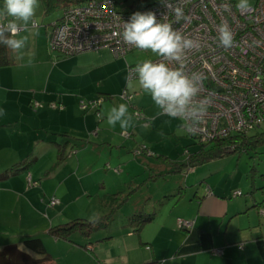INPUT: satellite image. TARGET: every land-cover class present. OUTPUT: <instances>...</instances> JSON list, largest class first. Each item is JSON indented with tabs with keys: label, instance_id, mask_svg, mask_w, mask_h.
<instances>
[{
	"label": "crops",
	"instance_id": "crops-1",
	"mask_svg": "<svg viewBox=\"0 0 264 264\" xmlns=\"http://www.w3.org/2000/svg\"><path fill=\"white\" fill-rule=\"evenodd\" d=\"M53 21L22 29L16 38L26 36L25 47L15 52L14 64L0 67V174L14 165L20 168L30 162L25 170L4 177L0 175V250L10 243L21 245L24 236L40 235L46 238L45 245L53 259L59 258L60 243L66 242L63 244L65 249H75L80 256L89 253L87 261H79L86 264H161L162 261L165 264H264L263 230L260 234L244 230L257 219L256 215H251L255 209L259 210L255 206V199L258 198L254 187L251 185L249 191L253 196L239 198L233 195L235 190H227L226 184H212L207 178L205 180L209 184L203 192L199 193L202 185H197L194 193L184 190L186 196L177 197L167 223H158L165 206H160L159 212L155 209L157 217L138 232L139 245L135 238L126 241V235L131 233L129 229L124 230L127 226L117 232L110 230L107 237H101V234L94 237L100 239L98 241L109 238L124 240L122 246L112 250L113 255L109 258L91 255L94 249H84L81 246L83 242H74L72 237L56 238L49 234L52 226L88 215L87 199L86 202L82 199L88 196L89 186L94 185L87 176L89 162L78 159L75 162L78 163L77 170H74V163H70L69 157H73L72 149L78 141L91 136L90 132L97 127L100 128L103 112L100 109L94 113L87 112L88 108H82V111L78 95L82 89L93 87V81L103 77V60H107L112 52L108 47L81 52L76 54L78 57L75 59L84 58L85 64L62 65V61H59L61 56L50 49ZM127 65L131 64L127 62ZM83 69L88 70L81 81H73L74 84L67 82L73 72L81 76ZM105 72L110 71L105 69ZM145 97L142 96L137 102L134 97L131 104L156 121L161 117L157 114L159 109L152 100L146 101ZM88 143L97 144V141L89 139ZM59 144L65 146L63 149L67 155L60 163ZM100 162L98 159L97 166ZM81 170L85 171L80 173ZM29 174L33 181L38 182L36 185H29ZM207 187L212 189L211 194L206 192ZM116 192H119L118 188L107 190L106 194ZM162 193H158V196L151 194L146 199L160 196V201H165L163 198L166 194ZM52 197L58 198L60 203L49 205ZM245 215L249 216L248 221L244 219ZM178 218L190 220L193 225L180 228ZM89 237L84 239L85 247L88 242L89 245L94 243V238ZM143 244L148 248L142 247ZM93 246L98 248L101 245L95 243ZM214 248H222L223 253H214ZM69 254L66 252L64 259Z\"/></svg>",
	"mask_w": 264,
	"mask_h": 264
},
{
	"label": "rangeland",
	"instance_id": "rangeland-1",
	"mask_svg": "<svg viewBox=\"0 0 264 264\" xmlns=\"http://www.w3.org/2000/svg\"><path fill=\"white\" fill-rule=\"evenodd\" d=\"M116 1L117 9L129 11L159 0ZM253 1L254 0H250L251 3ZM38 4L39 7L36 9L34 17L38 24L47 22L48 20L53 21L62 14V10H56L46 15L43 4L41 2H38ZM77 55L61 56L59 61L61 60V64L67 66H72L74 63L85 64L84 58L75 59ZM158 57L159 56L152 53L151 50L143 51L137 49L129 52L125 58L116 57L110 52V55L107 56V60H103L105 63H102L104 64L102 67H105L102 69L103 77L96 82L93 81L91 83L93 87L86 90L82 89L81 93L78 95L79 107L81 109L82 103L88 104L90 101L96 100L93 107H88L87 112L92 111L94 113L97 109L103 112V120L101 119L102 125L99 126L100 128L97 127L96 130L90 132L91 136L87 135L83 137L82 140L78 141V143L75 144L76 147L72 149L74 152L73 157H69L70 163H74V170H77L78 163L75 162H77L78 159L83 160V162H89L90 167L85 170L87 171L89 179L94 183V185L89 186V191L86 193L88 196L82 199V201L85 202L87 199L88 215L80 218L90 220L97 217L99 218L100 216L111 213L113 206L118 207L113 212V221L110 228L94 231L89 238H94L99 234H101V237H107L110 230L117 232L119 229L121 230L123 226H127L124 230L129 229V231H131V236L126 235V241L135 238V241L139 245V231L136 230V227L128 224V216L136 210L139 211L141 209L145 212H153L156 209L157 212H159L160 206H165L163 213L159 217L160 221L158 223H167L169 219H171L170 212L171 209L176 206L174 204L178 201V198L176 196H170L169 198L166 196L175 194L180 186L183 187L187 193H194L197 189L196 186L202 185L199 189V193L203 192L204 188L209 184L208 181L205 180L206 178L210 180L212 184H218L219 182L221 185L226 184L228 186V191L233 192V190L241 189L245 193L252 189V178H254V190L257 193V198L259 200L264 199V143L252 147L249 150L231 152L222 158L199 165L187 173L172 172L170 167L173 162L181 163L186 160V153L188 151L193 152L201 148V143L198 141V138L190 135L183 121L161 115L160 110H158L157 114H160L161 117L156 121L153 117L151 119L147 117L146 120L139 119L136 115V108L122 96L123 91L128 90L130 93H133L135 102L142 96H146V101L152 100L150 94L146 93L138 83L134 82L131 88L127 86V62L130 64H138L145 60H153ZM74 69L76 68L74 67ZM105 69H109L110 72H105ZM87 70L88 69H83L81 76L79 73L73 72L72 76L69 78L70 80L68 79L67 82L72 81L71 83L74 84L73 81H81L82 77L86 75ZM63 77L64 75L61 78ZM121 103L128 106L129 114L132 116V126L129 127L126 132L120 128L119 124L112 127L106 122L107 114L110 112L111 108ZM82 111L84 110L82 109ZM257 131H264V126L257 129ZM249 134H252V132H249ZM89 139L97 141V144L88 143ZM98 159L101 162L97 166L96 162ZM117 168L120 171H116L115 169ZM85 170H81L80 173ZM80 173H78L77 176H79ZM151 177H156V179L152 180ZM115 188L119 189V195L114 194L111 196V194H106L107 190H114ZM161 191L164 192L162 194H166L163 198L164 200L166 199L165 201L161 202L159 199L160 196L156 197L157 200L151 197L146 199V197L151 194H157L158 196V193H161ZM186 194L184 196H186ZM110 197H114V199L111 200ZM126 197L127 199H125ZM237 197L250 198L251 194L247 193ZM150 205L151 207H149ZM251 215H256L257 219L252 226L244 230L259 232L258 234H260L262 230L264 232V216L260 215V210L255 209ZM260 218L262 219L259 223L258 220H260ZM244 219L248 221L249 216L245 215ZM85 238L87 237L79 233L72 235V240L74 242H83L81 246L84 249H94V251L90 252L91 255L93 254L100 258H109V256L113 255L112 250L118 249V246H122L124 243L123 239L118 238H109L105 241H98L100 239L94 238L93 245L99 243L101 246L97 248L91 244L89 245L88 242L87 247H85ZM45 239L44 237V240ZM3 241L5 242V240ZM65 243L66 242L60 243L61 254L58 259H53V262L56 264H86L80 263L79 261L80 259H82V261L83 259L87 261V255L89 253L87 252L88 254L86 253L80 256L75 249H65ZM147 246L148 245L143 244L142 247L146 248ZM119 251L120 253L123 252L122 250ZM66 252L70 254L64 259ZM85 256L87 258H85ZM87 264H89V262Z\"/></svg>",
	"mask_w": 264,
	"mask_h": 264
},
{
	"label": "built area",
	"instance_id": "built-area-1",
	"mask_svg": "<svg viewBox=\"0 0 264 264\" xmlns=\"http://www.w3.org/2000/svg\"><path fill=\"white\" fill-rule=\"evenodd\" d=\"M116 3V0H86L65 8L60 19L51 25V51L73 56L108 47L115 56L125 57L137 49L123 43L120 35L123 24L136 12H153L158 22L171 23L174 29L200 44L188 52L186 71L203 74L197 100H210V104L196 134L190 135L201 142H211L264 126V0H254L245 14L236 8L237 0H159L129 11L117 9ZM177 9L181 12L179 17ZM221 24H227L233 33L234 43L229 49L220 47L217 40ZM135 66H128V75ZM122 96L132 103L133 93L124 90ZM95 103L92 100L81 106L87 109ZM136 115L147 119L141 109L136 108ZM27 179L30 186L38 183L30 174ZM206 192L211 194L212 189L207 188ZM242 194V190L233 192L234 196ZM59 203L56 197L49 200L51 206ZM260 214L264 216V207ZM192 225L190 220L178 219L180 228ZM212 251L223 253L222 248Z\"/></svg>",
	"mask_w": 264,
	"mask_h": 264
},
{
	"label": "clouds",
	"instance_id": "clouds-1",
	"mask_svg": "<svg viewBox=\"0 0 264 264\" xmlns=\"http://www.w3.org/2000/svg\"><path fill=\"white\" fill-rule=\"evenodd\" d=\"M168 7V4H165ZM39 7L38 0H4L3 13L11 19L0 23V44L12 52L22 50L27 37L16 38L22 29L29 25L35 27V13ZM250 0H237L236 8L242 13L251 10ZM179 17L181 12L176 10ZM125 45L139 50H151L157 54L159 61L145 60L130 70L126 84L133 87L134 82L148 94L160 110L161 115L185 122L186 129L196 134L202 123L210 100H197L200 94L203 74L186 71L188 52L200 47L198 41L189 38L174 29L168 22H158L153 12H136L128 22L123 24L120 33ZM219 46L229 49L233 46V33L227 24H221L217 37ZM99 118V117H98ZM107 124L126 132L132 126V116L124 103L111 108L107 114ZM98 218V217H97ZM165 264V262H161Z\"/></svg>",
	"mask_w": 264,
	"mask_h": 264
},
{
	"label": "trees",
	"instance_id": "trees-1",
	"mask_svg": "<svg viewBox=\"0 0 264 264\" xmlns=\"http://www.w3.org/2000/svg\"><path fill=\"white\" fill-rule=\"evenodd\" d=\"M84 1L86 0H38V2H41L43 4L44 12L46 15L56 10H62L63 13V10L70 5L81 3ZM3 8L4 0H0V23H6V21L10 19L6 14L3 13ZM59 19L60 18H58L57 20ZM55 21L56 20H54L52 23H54ZM15 62V53L12 52V50L8 49L5 45L0 44V67L9 66L14 64ZM97 111H99V109H97ZM198 141L201 143V148L193 152L188 151L186 153L187 157L185 161L181 163L173 162L172 164L174 166L172 172H188L193 168L198 167L199 165L222 158L231 152L233 153L238 150H249L252 147L263 144L264 131L259 132L256 130L252 132V134L242 133L226 138L215 139L211 142H201L199 139ZM58 146V163H60L63 162L65 158H67V155L65 154L63 149L65 148V146L61 144H59ZM29 165L30 162L26 163L20 168H16V165H14L6 169V171L0 175L4 177L9 174H15L16 172L27 169ZM254 181L255 179L252 178V187H255ZM247 193L251 194L252 191ZM247 193L243 192V194L239 196H243ZM114 194L119 195L120 193H113L111 196H113ZM170 196H176L179 197V199L182 198L184 196V188L180 186L175 194L167 195L166 197L169 198ZM251 196L253 195L251 194ZM112 199H114V197H112ZM125 199H127V197ZM255 206H257L259 210L263 208L264 199H255ZM116 208L118 207L113 206L111 213L92 220L76 218L68 222L52 226L48 232L56 238L69 239L75 233H79L84 237H89V235L94 231L110 228L113 221V212L116 210ZM156 217V211L145 212L144 210H141L130 215L127 220L128 224L136 227V230L139 231L145 224L152 222ZM21 242L22 245H20V243H10L2 247V249L0 250V264H56L53 262V258L50 253L47 251L45 241L42 236H24L22 237Z\"/></svg>",
	"mask_w": 264,
	"mask_h": 264
},
{
	"label": "water",
	"instance_id": "water-1",
	"mask_svg": "<svg viewBox=\"0 0 264 264\" xmlns=\"http://www.w3.org/2000/svg\"><path fill=\"white\" fill-rule=\"evenodd\" d=\"M231 152V151H230Z\"/></svg>",
	"mask_w": 264,
	"mask_h": 264
}]
</instances>
